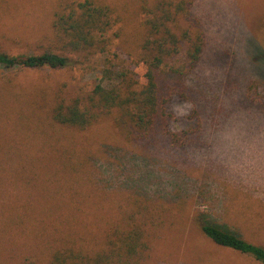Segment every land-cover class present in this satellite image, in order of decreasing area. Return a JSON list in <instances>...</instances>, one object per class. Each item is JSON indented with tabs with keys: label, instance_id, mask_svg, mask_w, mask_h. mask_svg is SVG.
Returning a JSON list of instances; mask_svg holds the SVG:
<instances>
[{
	"label": "rangeland",
	"instance_id": "rangeland-1",
	"mask_svg": "<svg viewBox=\"0 0 264 264\" xmlns=\"http://www.w3.org/2000/svg\"><path fill=\"white\" fill-rule=\"evenodd\" d=\"M72 1L0 0V52L62 53L53 22ZM92 1L118 20L106 55L68 53L73 66L59 70L0 65V264H49L58 247L100 245L111 223L137 209L153 217L143 264H261L212 243L199 222L264 247V0H196L194 19L178 22L179 33L206 36L187 81L192 100L170 107L172 131L192 125L193 109L202 119L199 141L184 150L136 141L112 116L78 131L38 110L43 92L84 95L104 63L138 55L143 0Z\"/></svg>",
	"mask_w": 264,
	"mask_h": 264
},
{
	"label": "trees",
	"instance_id": "trees-1",
	"mask_svg": "<svg viewBox=\"0 0 264 264\" xmlns=\"http://www.w3.org/2000/svg\"><path fill=\"white\" fill-rule=\"evenodd\" d=\"M196 0H143L146 36L131 64L117 60L104 63L98 82L84 95L51 100L44 93L38 105L46 117L61 127L87 131L105 117L134 140L159 138L171 149L184 150L195 145L202 132L197 109L187 116L192 125L172 131L175 115L170 111L176 98L191 101L187 81L201 65L206 36L201 28L178 32V22L194 19ZM118 20L107 5L92 0L72 1L55 15L53 29L60 51L40 55L11 56L0 52V65L6 69H52L72 67L68 53L106 55L112 43L109 33ZM119 36L116 32L114 35ZM141 66L138 73L132 69ZM45 101V102H44ZM41 111V112H42ZM264 111V108L261 109ZM153 217L137 209L124 220L109 225L100 245L61 246L51 251L49 264H143L148 250L147 229ZM202 235L215 245L252 257L264 264V247L248 242L237 233L201 219Z\"/></svg>",
	"mask_w": 264,
	"mask_h": 264
}]
</instances>
